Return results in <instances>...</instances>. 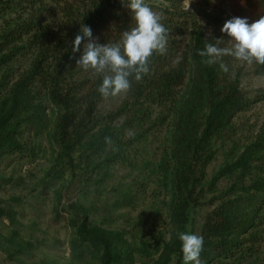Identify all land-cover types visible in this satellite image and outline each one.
<instances>
[{"label":"trees","instance_id":"trees-1","mask_svg":"<svg viewBox=\"0 0 264 264\" xmlns=\"http://www.w3.org/2000/svg\"><path fill=\"white\" fill-rule=\"evenodd\" d=\"M129 2L0 0V167L13 154L35 157L29 135L46 128L57 166L143 169L145 177L124 185L114 202L126 208L149 194L158 200L153 216L134 229L76 209L69 215L71 253L79 264H113L118 251L130 264H184L178 233L195 204L209 207L201 264H264V121L246 144L234 139L236 118L264 100V88L245 85L242 69L227 55L210 65L198 55L207 43L227 47L224 35H206L200 16L224 22L219 17L229 5L251 24L264 16V0H191L193 10L184 0H145L162 15L167 51L154 53L149 72L139 81L130 77L121 102L107 108L98 92L103 76L76 65L81 53L72 52V42L84 24L98 43H119L135 26ZM252 66L264 74V65ZM157 131L164 132L162 142L146 156L144 144ZM229 142L224 164L210 176L209 165ZM232 175L219 192V181ZM0 215L15 220L7 207L0 206Z\"/></svg>","mask_w":264,"mask_h":264},{"label":"rangeland","instance_id":"rangeland-1","mask_svg":"<svg viewBox=\"0 0 264 264\" xmlns=\"http://www.w3.org/2000/svg\"><path fill=\"white\" fill-rule=\"evenodd\" d=\"M187 8L192 9L191 0H184ZM219 17L224 20L200 16V22L206 35H224L227 47L232 46L230 38L221 32L223 24L235 17L229 5ZM195 11V10H194ZM232 60L236 68L244 73L243 83L251 88H264V74H255L252 63ZM124 93L105 99L104 106L115 107L123 99ZM264 121V100L255 104L237 118L239 145L246 144ZM164 132L157 131L149 135L144 144L146 156L155 154L162 142ZM31 146H36V156H11L12 161L0 167V206L12 209L15 220L0 215V264H79L71 253L70 241L72 228L68 225L69 215L89 212L90 218L104 220L121 228L134 229L140 219H150L152 210L159 205L152 194L138 199L135 206L119 208L114 206L116 199L124 193V185L135 177H145L142 168H131L122 163L113 164L107 171H87L71 165H55V157L50 146L47 129L40 133H30ZM232 144L227 143L217 158L208 167L212 176L225 162V152ZM235 180V175L223 177L219 181V192L226 190ZM155 188V184L151 185ZM218 192V193H219ZM207 195L202 201H208ZM157 199V198H156ZM61 203H58V201ZM61 213V220L56 218V207ZM208 204H195L189 210V219L183 232L201 236ZM149 225L144 224L139 235ZM140 229V228H139ZM137 261L140 256H136ZM177 261V256L174 262ZM113 264H130L124 252H117Z\"/></svg>","mask_w":264,"mask_h":264},{"label":"clouds","instance_id":"clouds-1","mask_svg":"<svg viewBox=\"0 0 264 264\" xmlns=\"http://www.w3.org/2000/svg\"><path fill=\"white\" fill-rule=\"evenodd\" d=\"M127 8L135 26L123 32L119 43H98L91 27L84 24L72 42V52L81 53L76 65L103 76L98 92L104 98L127 93L131 87L130 77L141 80L149 72L148 64L152 55H163L167 51L168 30L161 23L162 15L147 5L145 0H130ZM221 32L230 38L232 46L221 48L207 43L203 50L198 51V55L206 58L203 63H217L227 55L264 65V16L251 24L246 18L233 17L223 24ZM220 68L225 73L229 71L225 63L221 62ZM105 141L111 143L109 137H105ZM178 238L184 264H201L203 237L191 232H180Z\"/></svg>","mask_w":264,"mask_h":264}]
</instances>
